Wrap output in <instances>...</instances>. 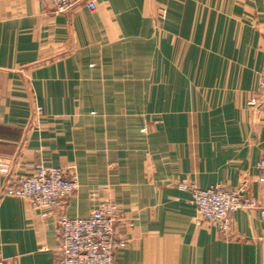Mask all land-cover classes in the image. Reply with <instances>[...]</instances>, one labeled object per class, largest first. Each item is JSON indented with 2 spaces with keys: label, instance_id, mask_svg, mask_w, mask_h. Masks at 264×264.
<instances>
[{
  "label": "crops",
  "instance_id": "0c3cea01",
  "mask_svg": "<svg viewBox=\"0 0 264 264\" xmlns=\"http://www.w3.org/2000/svg\"><path fill=\"white\" fill-rule=\"evenodd\" d=\"M93 1L0 0V258L57 264V217L115 202L113 264H264V0ZM41 166L78 177L52 213L3 194ZM182 185L257 206L224 235Z\"/></svg>",
  "mask_w": 264,
  "mask_h": 264
},
{
  "label": "built area",
  "instance_id": "2783aa9c",
  "mask_svg": "<svg viewBox=\"0 0 264 264\" xmlns=\"http://www.w3.org/2000/svg\"><path fill=\"white\" fill-rule=\"evenodd\" d=\"M55 13L71 11L77 4L87 2L90 11L96 9L93 0H41ZM259 93L264 99V66L259 80ZM0 173L9 176V169L0 159ZM10 179V178H9ZM258 183L264 186V154L259 162ZM183 190L192 194L191 203L195 207L197 221L216 226L228 235L231 232L232 215L240 209H254L255 200L243 198L240 192H230L221 187L199 189L182 185ZM78 189V177L72 170L64 168L39 167L31 176L8 181L4 195L28 200L35 210L52 213L62 203L73 196ZM46 213L45 215H47ZM264 218V210L261 211ZM120 218L119 206L115 202H105L93 210L86 218L71 219L65 214L57 217L60 232L57 264H113L117 249L130 242L127 231L118 234ZM0 264H9L0 258Z\"/></svg>",
  "mask_w": 264,
  "mask_h": 264
},
{
  "label": "rangeland",
  "instance_id": "374dc122",
  "mask_svg": "<svg viewBox=\"0 0 264 264\" xmlns=\"http://www.w3.org/2000/svg\"><path fill=\"white\" fill-rule=\"evenodd\" d=\"M165 12L163 13V17H162V20H160V22H159V34H161L162 33V29H165L166 28V22H167V16H166V10H164ZM165 26V28H163ZM169 29H170V27H169ZM165 35H167V37L171 40V36H172V34H171V32L170 31H167V33L165 32L164 33ZM175 35V34H174ZM179 36H181L182 34H178Z\"/></svg>",
  "mask_w": 264,
  "mask_h": 264
}]
</instances>
